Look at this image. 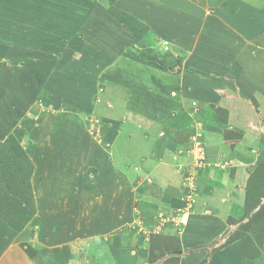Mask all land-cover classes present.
<instances>
[{
  "label": "rangeland",
  "instance_id": "rangeland-1",
  "mask_svg": "<svg viewBox=\"0 0 264 264\" xmlns=\"http://www.w3.org/2000/svg\"><path fill=\"white\" fill-rule=\"evenodd\" d=\"M21 1L0 0V90L4 91L0 96V237H4L2 240L6 242L0 246L1 250L6 246L0 254V259L4 254L8 255V262L4 260L0 264H12L14 262L13 253L9 252L18 246V236L21 241L20 248L22 247L26 257L30 259H28L30 264H34L35 261L37 264H54L55 260V262L61 260L62 264H116L114 259L102 255L106 253L104 246L110 245L114 241L112 237L117 235L115 232L106 233L99 240L91 239L90 236L85 237L86 234L82 236L77 233L70 240V235L61 228L62 231L57 229L60 234L57 235L59 236L57 241H60L61 245H58L57 242L47 243L45 240L47 238L38 233L43 228V217L36 219L37 196L33 184L39 182L40 176L47 173L48 170L32 161L24 148L25 145H22L23 141L27 143L30 136L22 137L17 130H20L19 123L21 122L19 120L21 116L18 115L17 118L11 119L10 104L15 101L20 106L24 102L22 88L17 86V90L4 89L5 80L9 81L6 83L11 86L13 84L22 85L23 81L27 85L32 84L35 76L31 67L33 61L34 63L38 61L40 56L38 54H41L43 48L53 50L57 49L58 46L53 47L52 44H60L62 52L59 54H64V49L69 44L67 39L73 36H77L78 49L81 48V37H84L85 33L91 32L90 23L96 27V29L92 28L94 33L103 32L104 36L106 33L108 34L109 37L106 40L110 46L109 54L113 56L117 55L116 49L120 45L131 42L130 38L135 37L133 44L127 48V58H136V60L140 59L148 61L154 66H160L158 68L163 69L161 74L166 81H169V85L164 86V92L159 91L158 88L154 89L156 98L152 96L148 107L139 97L140 94L137 93V105L144 115L140 118L131 114L127 120L123 118L125 122L123 125L125 126L130 119L131 122L137 124V129L144 130L143 132L150 135L152 143L170 136L168 133L171 134V132L178 142L190 137V140L186 141L187 143L185 142L176 149L167 148L166 155L159 159L164 165L167 164L166 168L177 166L180 172L177 176L168 174L164 177L165 181L160 180V185L163 186L162 190L150 195L155 197H150L137 190L138 186H144L148 183L150 178L136 176L131 179L133 183L135 182L136 189H132V197L126 195L125 202L129 204L131 200L132 211L136 217L127 222L124 230L132 231L137 237V242L138 240L139 242H148L152 236L156 235H172L170 244L163 252L162 263L164 264H262L264 262V160L259 158V152H255V143L243 141L244 131L240 130L239 126H235V124L242 123L239 119L243 116L240 118L237 116L236 119H230L229 116L230 108H235L237 112L239 109H241L240 111L245 108L251 109L249 116H256V123L253 124L255 126L260 125L262 121L261 110H264V88H262L264 80H258L256 76L259 74H254L253 71L246 72L247 70L240 62V58L235 57L233 51L235 42L228 43L230 49L225 52V55L217 45L213 48L214 38L206 36L207 43L202 40L203 34H207L203 33L202 29H205L206 32L207 29L213 30L215 23L213 25V22L208 23L207 27H204L203 22L201 23L199 19L192 21V18H187L186 15L180 19L182 21L180 27L189 32L187 40H182V43L178 44L166 40L162 35H155L154 38L148 31V27L139 22L138 17L122 8L125 0H120V2L119 0H95V3L98 4L95 11L97 14H103L104 20H101L102 17L100 20H96V15H90L93 14L92 12L87 15L80 13L81 6L78 9L75 7L69 9L70 0H39L34 10L23 11L26 17H28L29 12H33L32 17L35 20H26L23 13H20ZM90 4L93 5V2ZM126 4H133V2L126 1ZM135 4L134 9L136 10L145 5L146 0H140L137 6ZM204 6L201 9V14H199L200 20H215L217 22L221 20L223 24L220 27L222 28H228V30L233 28L230 23L224 25L223 20L226 17L232 16L245 20L242 17L241 8L237 7V4L232 0H209V3ZM196 21L200 23V28H197L198 24L194 23ZM120 31L128 35L119 34ZM200 31L202 33L197 34ZM97 35L93 34L91 40L88 41L87 52L85 53L87 58H83L87 67L91 69L99 68L100 42L105 43L106 36L101 40V36L97 37ZM42 37L45 38V41L41 40ZM50 38L55 40L49 43ZM219 39L222 43L220 36ZM71 42L73 44V41ZM166 42L170 47L164 50L163 44ZM249 44V46H244V49L241 47L240 50L243 49L245 55L249 56L250 54L254 57L259 50L256 46L253 47L257 42L250 41ZM211 45V49H208V46ZM258 54L256 57L259 56ZM73 68L76 72L73 71L71 74L73 81L75 78L79 82L87 81L88 77L92 76L90 72L95 71L91 70L88 73L87 70L82 72L79 66ZM51 70H54V66ZM82 73H84L83 77H81ZM216 83L219 84L218 90L210 88L209 91L213 95L212 97L209 95L206 98V96L201 95L203 84L210 86V84ZM103 87H106L105 81L103 85L98 86L94 99L101 97L104 92ZM33 90L32 88L31 106L29 107H34L37 102L42 100L41 108L44 107L45 111L50 110L51 108L47 104L48 97L44 93L35 96V90ZM14 93L15 96L18 95L15 100L12 96ZM214 95L223 101L216 99L215 104H212ZM235 100L236 103H233ZM238 100L239 103H237ZM205 107L208 112L202 116L200 114ZM67 112H69L67 113L68 116L72 115L73 117L87 113L81 106H71ZM7 119H11L12 122L9 121L8 124ZM100 120L97 123L92 115H88L85 119L88 125L86 128L88 134L105 150L98 159H101L100 163L106 161L104 163H106L107 171L114 175L127 177L134 170L133 161H135V157L134 155L123 157L122 153L119 154L114 151V143H111L112 139H108L106 136V127L102 126L107 122H103L102 118ZM205 120L208 122L205 123ZM10 123L13 127H6ZM178 125L184 126V130L176 131L177 129L174 128ZM114 129H121V126L119 125ZM110 132L115 134L113 129ZM179 132L185 134L182 139H180L181 133L179 134ZM217 133L222 141L230 143V155L233 158L238 153L235 150L236 147H245L253 150V159L248 163L251 165L248 169L250 178L247 185L249 198L246 195L247 199L242 210L235 211L226 220L218 221L215 219L218 223L214 226L210 221L212 216H198L203 213L198 207V203L203 193L204 195L213 193L212 191L216 189L214 185L202 184V180L211 175V171L208 170L213 163L208 149L211 147L209 145L212 141L210 137L213 139ZM45 137L46 135H42L38 141L39 144L45 143ZM262 149L264 148H260V150ZM154 155L160 156L156 151ZM231 160L233 161L235 158ZM67 169L62 172L59 178H55V181L61 182V186H57L58 190L60 188L63 191L73 189L75 195H84L79 183H74L75 180H68L71 168L68 167ZM83 171L86 172L84 176ZM100 171L101 168L92 166L84 170L78 169L76 175L78 178L82 176V180L90 175L89 179L94 180ZM124 185H127L126 182ZM100 187L99 185L98 188ZM84 200H87V197ZM146 203L151 204V211L149 212L151 216H147L139 209ZM239 203L243 202L239 201ZM127 208L124 210L125 213H128ZM206 211L212 210L206 209ZM30 214H33V217L32 219L29 217L27 222L26 219ZM192 216H195L194 219H191ZM192 220L193 223H190ZM53 227L57 228L59 224ZM186 234L190 236V240L195 239L196 243L183 244L184 237L182 236H186ZM130 242L132 247L133 240ZM140 244L141 247L145 245L146 251H148L149 248L146 243ZM123 245L127 248V240L124 241ZM246 246H249V252L256 253L255 257H243L239 250ZM57 247L58 250L56 251ZM255 248L257 250H254ZM44 252H48L47 255L50 257L44 258ZM54 254H57L56 259H53ZM194 256L197 257L195 261ZM73 258L76 260L75 263H71ZM260 259L262 262L258 263ZM29 263L25 259L18 261V264Z\"/></svg>",
  "mask_w": 264,
  "mask_h": 264
},
{
  "label": "crops",
  "instance_id": "crops-1",
  "mask_svg": "<svg viewBox=\"0 0 264 264\" xmlns=\"http://www.w3.org/2000/svg\"><path fill=\"white\" fill-rule=\"evenodd\" d=\"M38 1L22 0L20 13L28 9L34 10ZM126 1L133 2V4H126ZM232 1L237 4V7L241 8L242 17L245 20H240L232 16L226 17L223 20L224 25L230 23L233 26L231 30L220 27L223 24L221 20L218 22L215 20H200L199 14H201V9L205 7L204 5L206 3H209V0H146V4L136 10L134 9V3L137 6L140 0H125L124 6H121L126 11L132 12L138 17L140 19L139 22L148 27V31L154 38L162 35L166 40L178 44L182 43V40H187L189 34V32H186L187 30L185 31L180 27L182 23L180 19L184 18V15L187 18H192V21L199 19L201 23L203 22L204 27H207L208 23L213 22L212 25L215 23V29L213 30L207 29L208 31L206 32L205 29H202L203 33H207L206 35L203 34L204 37L202 40L207 43L206 36L212 39L214 38L213 48L217 45L225 55V52H228L230 49L228 48V43L235 42V49L232 50L235 52V57L240 58V62H242L243 67L247 70L246 72L253 71L254 74H259L256 76L258 80H264V0ZM90 2H93V5ZM68 6L69 9H73V7L78 9L81 6L82 10L80 13L87 15L92 12L93 14L90 15H96V20H100L101 17V20H104V15L97 14L95 11L98 7L95 0H70ZM32 14L33 12H29L27 14L28 17H26L23 13V17L26 20H35ZM194 23H197V28H200L199 22L196 21ZM90 27V33H85L84 37L81 35L82 42L80 44L81 48L79 49L77 36L70 37V40L67 39L69 44L64 49V54H59V52H62L60 44H52L51 46L53 47L58 46L57 49L53 50H45L43 48V53L38 54L40 55L38 61L35 63L33 61V66L31 67L35 76L31 85H27L23 81L22 85L13 84L11 86L6 83L9 81H4V85H8L7 87L5 86V90H17V86L22 88L24 102L20 106L15 101L10 104L9 110L12 111L11 119L17 118L18 115L21 116L19 120L21 122L19 123L20 130H17L22 137L30 136L27 143L23 141L22 145L24 144L26 146L24 148L27 150L32 161H35L40 167L48 170L47 173L40 176V180L42 179L41 182L39 180L40 184H38L39 182L33 184L37 196L36 219L43 217V228L38 233H41L47 238L45 239L47 243L53 244L57 242L58 245H61L60 241H57L59 238L57 236L59 234L57 229L62 231L61 228L65 229L67 234L70 235V240L77 233L82 236L86 234L85 237L90 236L91 239L99 240L104 234L115 232L117 235L112 237L114 241L110 245L104 246L106 253L102 255H105L106 258L114 259L116 264H164L162 263L164 259L163 252L166 251V247L170 244L169 241L172 235H156L152 236L148 242H139V240L137 242V237L132 231L128 229L124 230L127 222L136 217L132 211L131 200L129 204L125 202L126 195H132V189L136 186L135 182L133 183L131 179H134L136 176L151 179L144 186H138L137 190L149 196L154 192L161 191L163 186L160 185L159 181H165L164 177L168 174H175L177 176L180 171L177 166H172V168L169 166L166 168L167 164L164 165L159 159L162 158L161 156L166 155L167 148L173 147L176 149V147L185 144L186 141L188 142L190 137L182 139L185 134L183 135V132H179V134L181 133L180 139L182 140L178 142L171 132V134L168 133L170 136H166L164 139L152 143L153 141L150 135L143 132L144 130L137 129V124L131 122L130 119L125 126L123 125L125 123L123 118L127 120L131 117V114L139 116L140 118L144 115L142 113L143 111L137 105L136 98L138 94H140L139 97L142 98L146 107H148L152 96L156 98L154 96V89L158 88L159 91L162 90L164 92V86H168L169 81H166L161 74V70L163 69L160 70L158 68L160 66H154L148 61L136 60V58H127V48L133 44L135 37L130 38L131 42H125L120 45L116 49L117 55L113 56L109 54L110 46L108 40H106L109 37L108 34L106 33L105 37L103 32L94 33L93 30L96 27H93L91 23ZM120 32L119 34L128 35L123 33V31ZM185 32L186 34H184ZM200 33L202 32L200 31L197 34ZM93 34H98L97 37L101 36V40L105 37V43L100 42V64H98L99 68L96 69L88 68L85 61H83V58H87L85 57L87 43L91 40ZM41 40L45 41V38L42 37ZM52 40L55 39L50 38L49 43H52ZM71 41H73V44ZM250 41L257 42L253 47L256 46L259 49V54L256 52V56L257 54L259 55L258 57H253L250 54L247 56L242 51L244 46L250 45ZM212 45L208 46V49H211ZM241 47L243 49L240 50ZM75 50H77L75 52L77 54L73 53ZM38 52L40 53L39 48ZM53 66L54 70H51ZM74 66H79L82 72L85 70L88 73L91 70L95 71L90 72L92 76H89L85 82H79L75 78L73 81L71 74L74 71ZM83 76L84 73L81 74V77ZM104 81L106 82V87H103V94L100 98L94 99V94H96L98 86L103 85ZM217 83L210 84V86L203 84L201 88L203 92L201 95L206 96V98L209 95L212 97L213 95L209 92L210 88L218 90L219 84ZM32 88L36 91L33 90L35 96L44 93L48 97L47 104L50 106V110L45 111L44 107L41 108L43 104L42 100L37 102L34 107H29L31 106L30 96ZM262 88H264V85H262ZM139 90L144 93L142 94ZM2 92L4 91L0 90V96ZM15 93L12 95L14 100L18 96H15ZM19 93L21 94V92ZM216 99L217 101H223L222 99L219 100L217 95H214L212 104H215ZM219 103L222 104L221 102ZM233 103H236V100ZM237 103H239V100ZM71 106H81L87 113H82L81 116H68L67 113L69 112L67 110ZM24 110L25 112L23 113ZM230 110V119L243 116L239 119L242 123L235 124V126H239L240 130L244 131L243 141L255 143V152H259V158L264 160V149L260 150V148H264V110H261L262 121L258 126L254 125L256 123V116H249L251 109L248 110L245 108L242 111L239 109L240 112H237L235 108H230ZM206 112L208 110L205 107V109H202L200 115L203 116ZM88 115H92L93 118L95 117L97 123L101 118L103 122H107V124L102 126L104 128L106 127V136L108 139H112L111 143H114V151H117L119 154L122 153L124 155L123 157L134 155L135 161H133V164H135V167H133L134 170L132 169L133 171L127 177L114 175L110 171H107L106 163H104L106 162L105 160L103 163H100L101 159H98V157L105 150L88 134L86 129L88 125L85 122ZM68 117H70V120ZM11 119H7L8 124ZM204 122L207 123L208 120ZM119 125L121 129H114ZM6 127L12 128L13 126L10 123ZM112 129L115 130L114 135L110 132ZM174 129H177L176 131H183L184 126L178 125ZM42 135H46L45 143L39 144L38 141ZM188 136L190 135L188 134ZM210 138L212 141L209 143L211 147H209L208 151L212 156L211 162L213 165L208 170L211 171V175L204 177L202 184L214 185L216 189L212 191L213 193L202 194L198 207L201 208L200 210L203 213L198 216H212L210 221L215 226L218 223L215 219H218V221L222 219L226 220L235 211L242 210L247 199V185L250 178L248 169L251 167L248 163L253 159V150L245 147H236L235 150L238 151L236 153L237 157L235 156V160L232 161L231 159L234 158L230 155V143L222 141L218 133L213 139L212 137ZM155 151L160 156L154 155ZM92 166L101 168L100 174L97 173L98 176L96 175L94 180L89 179L91 177L90 175L84 180H82V176L78 178V175H76L78 169L82 168L84 170ZM68 167L71 168L68 180H75L74 183H79L82 186L81 191L84 192V195H75L76 193L73 189L63 191L60 188L58 190L59 188L57 186H61V182L55 181V178H59L62 172L68 170ZM125 182L127 185H124ZM95 185H100L101 187L98 188ZM85 197H87V200H84ZM239 201L243 203H239ZM150 206L151 204L146 203L139 209L147 216H151L149 214L151 211ZM126 207H128V213L124 212ZM206 209L212 211L205 212ZM194 217L192 216L191 219H194ZM190 223H193V220ZM56 224H59V227L54 228L53 226H56ZM74 229L77 230L75 231ZM182 237H184L183 244L190 245L196 243L195 239L190 240L188 234ZM3 238L0 237V246L5 242V240H2ZM125 240H127V248H125V245L122 246ZM130 240H133L132 247ZM20 242V237L18 236V246H15L11 250L12 252H9L13 253L14 262L12 264H18V261H23L24 259L29 263V258L26 257L22 247L20 248ZM140 243H146L149 248L148 251H146V246L141 247ZM5 248L6 246L2 250L0 249V254H2ZM248 250L249 246H246L244 249L239 250V252L242 253L244 258L256 256V253L249 252ZM254 250L257 249L255 248ZM47 253L44 252V258L50 257ZM7 257L8 255L4 254L1 257L2 259H0V263L4 260L8 262ZM149 257L150 259L148 260ZM56 258L57 254H54L53 259ZM196 258L194 256V261ZM55 261L54 264H62L61 260ZM75 261L73 258L71 263H75ZM261 262L260 259L258 263ZM34 264H37L36 261Z\"/></svg>",
  "mask_w": 264,
  "mask_h": 264
},
{
  "label": "built area",
  "instance_id": "built-area-1",
  "mask_svg": "<svg viewBox=\"0 0 264 264\" xmlns=\"http://www.w3.org/2000/svg\"><path fill=\"white\" fill-rule=\"evenodd\" d=\"M169 44L166 42L165 44H163V49L164 50H167V49H169ZM176 221V220H175Z\"/></svg>",
  "mask_w": 264,
  "mask_h": 264
},
{
  "label": "trees",
  "instance_id": "trees-1",
  "mask_svg": "<svg viewBox=\"0 0 264 264\" xmlns=\"http://www.w3.org/2000/svg\"><path fill=\"white\" fill-rule=\"evenodd\" d=\"M247 197L249 198V193H247ZM34 207H35V206H34ZM35 208H36V207H35ZM33 214H35V213H33ZM33 214H32V215H33ZM32 215H31V214L28 215L26 221L29 219V217H30V219H32V217H33ZM26 221H25V222H26ZM27 222H28V221H27ZM16 227H17V226H16ZM17 229H18V228H17Z\"/></svg>",
  "mask_w": 264,
  "mask_h": 264
}]
</instances>
